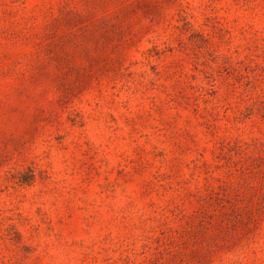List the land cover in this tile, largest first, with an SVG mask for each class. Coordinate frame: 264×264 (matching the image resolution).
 <instances>
[{
    "label": "rangeland",
    "instance_id": "1",
    "mask_svg": "<svg viewBox=\"0 0 264 264\" xmlns=\"http://www.w3.org/2000/svg\"><path fill=\"white\" fill-rule=\"evenodd\" d=\"M0 264H264V0H0Z\"/></svg>",
    "mask_w": 264,
    "mask_h": 264
}]
</instances>
